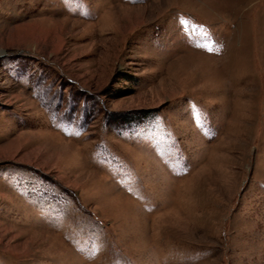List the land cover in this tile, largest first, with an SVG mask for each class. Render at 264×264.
I'll return each mask as SVG.
<instances>
[{"label": "rangeland", "instance_id": "rangeland-1", "mask_svg": "<svg viewBox=\"0 0 264 264\" xmlns=\"http://www.w3.org/2000/svg\"><path fill=\"white\" fill-rule=\"evenodd\" d=\"M0 264H264V0H0Z\"/></svg>", "mask_w": 264, "mask_h": 264}, {"label": "trees", "instance_id": "trees-1", "mask_svg": "<svg viewBox=\"0 0 264 264\" xmlns=\"http://www.w3.org/2000/svg\"><path fill=\"white\" fill-rule=\"evenodd\" d=\"M144 113H147V112H144Z\"/></svg>", "mask_w": 264, "mask_h": 264}]
</instances>
